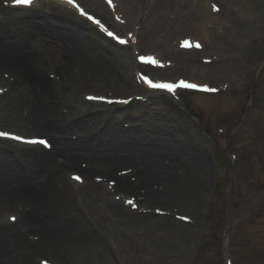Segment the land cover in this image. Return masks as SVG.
I'll return each mask as SVG.
<instances>
[{
    "label": "rangeland",
    "instance_id": "1",
    "mask_svg": "<svg viewBox=\"0 0 264 264\" xmlns=\"http://www.w3.org/2000/svg\"><path fill=\"white\" fill-rule=\"evenodd\" d=\"M77 1L100 24L54 0L24 8L14 6L13 0H0V47L4 44L9 52L11 43L18 41L32 51L41 63L42 74L33 80L46 87L48 96L43 101L52 99L63 114L77 113L87 124L91 113L104 114L119 130L136 128L154 133V138V128L160 127L193 149V161L194 150L200 151L204 164L189 177L167 154L160 159L164 166L180 171L175 175L182 172L186 181L198 180V189L193 183L192 188L181 187L190 191L191 207L159 203L185 215L176 217L186 222L181 225L182 235L169 229H146L127 217H123L126 222L118 219L114 208L100 211L97 207L93 213L99 223L98 241L81 246L75 254L69 252L63 263L222 264L223 235L229 222L228 264H264V0H112L113 5L104 0ZM106 31L128 43L118 45ZM143 55L154 61L144 63ZM26 60H20L23 69ZM139 73L156 81H189L199 90L186 92L183 99L182 87L174 94L149 91ZM4 79L0 77V85ZM10 96L0 97V106L9 100L15 110L10 116L6 115L10 107L2 109L0 131L42 135L51 142L49 134L22 126L25 107ZM69 134L73 140L82 135ZM131 144L125 149L113 143L111 148L90 152L102 157L98 171L125 157V150L148 154L146 145ZM25 147L0 138V155L12 154V159L21 160ZM63 155H56L54 161ZM80 157L86 164V156ZM70 172L63 170V178L69 181ZM127 175L137 176L133 166ZM30 180L15 178L12 187H24ZM154 184L165 186L162 181ZM116 201L118 213L135 214L124 198ZM8 222L0 215V224ZM36 234L31 231L25 240Z\"/></svg>",
    "mask_w": 264,
    "mask_h": 264
},
{
    "label": "bare ground",
    "instance_id": "2",
    "mask_svg": "<svg viewBox=\"0 0 264 264\" xmlns=\"http://www.w3.org/2000/svg\"><path fill=\"white\" fill-rule=\"evenodd\" d=\"M37 1L33 0V3ZM58 1L78 9L68 0ZM79 6L83 4L79 3ZM68 38L69 41L73 39ZM1 45L0 77L6 79L0 88L6 87L7 91L0 94L3 98L10 94L25 107V110H21L22 126L36 133H47L52 139L49 147L23 148L21 160L12 159V154L0 155V215L9 220L6 224H0V264H64L63 259L69 252L75 254L81 246L94 245L98 241L96 233L99 223L93 213L97 207L100 211L114 208V215L118 219L122 218L126 222L128 220L123 217H127L146 229H169L182 235L181 225L186 222L178 218L182 219L185 215L177 214L176 209L171 211L160 207L159 203L167 207L176 203L174 208L176 205L191 207L190 191L181 187L188 185L192 188L191 184H196L198 180L192 178V182L186 181L182 172L184 178L175 175L176 171L178 174L180 171L164 166L160 159L167 154L184 168L185 175L194 177L204 164L202 153L194 150L196 159L193 161V149L184 147L185 142L177 134L162 131L160 127L154 128L157 134V138H154V133H143L136 128L119 130L104 114L91 113L89 124L85 118L78 119L77 113L63 114L52 99L43 101L48 96L46 87L42 86L43 82L33 80L42 74L41 63L33 57L32 51L18 41L11 43L9 52L7 46ZM72 52H76L75 48ZM25 58L27 60L23 69L19 64ZM6 63L12 65L6 68L3 66ZM144 87L150 89L146 84ZM4 107H10L6 115L11 116L14 108H11L9 100L0 106V113ZM73 131L82 135L73 140L69 136ZM132 142L146 145L148 154L138 155L136 149L125 150V157L106 164L104 172L98 171L102 157L90 152L103 147L111 148L113 143L128 149L129 146L133 147ZM156 145L171 147L172 151L161 150ZM60 154H64L63 158L54 161L53 158ZM80 156H86V164ZM132 166L137 171L136 177L125 173ZM67 169L83 178L81 188L76 180L71 182L63 178V170ZM24 176L31 180L24 187L14 189L12 186L15 181L12 180ZM157 181H162L165 186L154 184ZM195 188L198 189L197 184ZM116 198L127 199L136 205L133 206L135 214L127 216L118 213ZM31 231H37L36 236L32 240H25L24 236ZM24 245L27 246L24 248Z\"/></svg>",
    "mask_w": 264,
    "mask_h": 264
},
{
    "label": "snow or ice",
    "instance_id": "3",
    "mask_svg": "<svg viewBox=\"0 0 264 264\" xmlns=\"http://www.w3.org/2000/svg\"><path fill=\"white\" fill-rule=\"evenodd\" d=\"M109 2H111V0H109ZM13 3L17 4V5H22V6H30L32 3H33V0H13ZM68 3L70 4H74V6H76L77 8H79V5H76L75 4V0H68ZM215 7V6H213ZM80 12L82 15H85V16H88V14L86 12H84L83 9H80ZM88 19L92 20L93 17L92 16H88ZM97 24H100V21L99 20H96L95 21ZM109 35H113V33L109 32L108 33ZM123 42V41H121ZM199 46V45H197ZM141 59H145L144 57H141ZM150 86L152 87H159V88H165L169 91L175 89L176 87L178 86H182V87H190V88H195V87H198L197 85L195 84H189V83H186L184 81H180L179 84H173V83H153L152 81L148 80L147 81ZM213 91H215V89H213ZM102 99V98H101ZM10 133L8 132H5V131H0V137H7L9 136ZM14 139H17V140H20L22 139V137L20 136H15V137H12ZM31 143H41V144H46V141L44 140H33V141H30ZM76 179H80L79 177H76ZM131 203V201L129 202ZM14 219V218H13Z\"/></svg>",
    "mask_w": 264,
    "mask_h": 264
}]
</instances>
